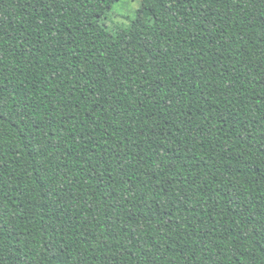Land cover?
<instances>
[{
    "label": "trees",
    "instance_id": "16d2710c",
    "mask_svg": "<svg viewBox=\"0 0 264 264\" xmlns=\"http://www.w3.org/2000/svg\"><path fill=\"white\" fill-rule=\"evenodd\" d=\"M0 0V264H264V0Z\"/></svg>",
    "mask_w": 264,
    "mask_h": 264
},
{
    "label": "rangeland",
    "instance_id": "374dc122",
    "mask_svg": "<svg viewBox=\"0 0 264 264\" xmlns=\"http://www.w3.org/2000/svg\"><path fill=\"white\" fill-rule=\"evenodd\" d=\"M140 0H118L106 13L102 21L108 28L127 26L135 17Z\"/></svg>",
    "mask_w": 264,
    "mask_h": 264
}]
</instances>
